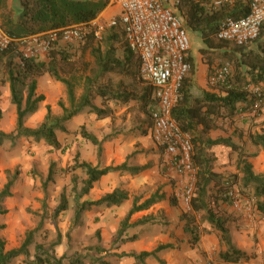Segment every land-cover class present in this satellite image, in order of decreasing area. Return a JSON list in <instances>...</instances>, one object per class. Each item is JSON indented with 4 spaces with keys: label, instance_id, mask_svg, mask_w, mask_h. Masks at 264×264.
Masks as SVG:
<instances>
[{
    "label": "trees",
    "instance_id": "16d2710c",
    "mask_svg": "<svg viewBox=\"0 0 264 264\" xmlns=\"http://www.w3.org/2000/svg\"><path fill=\"white\" fill-rule=\"evenodd\" d=\"M165 1L168 7L176 10L187 32L201 38L205 46L200 49L203 57L207 50H224L230 44L234 45L232 49L223 51L226 62L233 64L226 82L217 86L209 85L200 96H196L193 94L189 76L181 88V98L173 110V116L183 131L192 137L193 160L197 168L191 210L182 213L181 220L185 223L184 231L190 236L188 243L192 247L200 242L203 235L217 233L220 235L222 247L219 251L220 260L231 264L249 261L255 258L256 254L248 253L236 245L231 233L233 215L228 214L223 206L232 203L230 192L236 186L250 187L254 196L257 197L256 210L264 216V172L257 173L250 161L258 156L261 150L264 151V132H250L248 135L249 142L257 148L255 153H248L243 143H236L230 137L212 138L210 133L218 130L220 122L247 120V116L250 113L252 115L255 101L261 99L264 102V28L258 40L239 46L219 40L216 35L220 24L225 19L247 15L250 12L248 4L232 1L214 7L212 0H181L180 3L176 0ZM16 2L18 3L15 9L16 19H12L11 15L7 16L6 27H3L12 38L47 34L73 25L90 23L110 5V0H16ZM1 3L3 0H0ZM180 11L184 12L183 17L180 16ZM113 29L104 30L100 39H97L93 32L90 33L80 41L74 54L68 46L58 41L51 45V49L44 58L26 57L17 55L13 51L0 50V58H10L8 82L11 89V104L15 106L17 115L16 133L0 131V147L6 140L28 137L37 141L44 140L52 149H59L61 143L57 133L67 132L65 124L85 110L94 111L99 119L112 116V112L110 114L107 109L94 104L97 98L104 101L115 100L124 104L137 101L140 108L151 116L153 88L150 85L142 88L137 86L143 81L139 76V58L130 49L127 41L124 44L123 55L119 56L117 48L114 47L118 35ZM251 44H256V49H251ZM88 55L92 57V61L87 60ZM75 57L77 58L74 59ZM189 59L192 64V73H194L191 53ZM79 64H82V68ZM47 73L66 87V100L61 99L58 102L61 108L60 113L55 114L52 107L47 105L43 122L38 127L31 128L25 125L26 118L37 113L41 103L46 100L45 95L38 93V79ZM110 73H118L130 78L131 86L123 88V83L120 82L115 90L110 86V82L101 84L99 79ZM1 118L0 110V120ZM81 130V136L98 146L100 153L102 142L84 126ZM234 154H237V160L234 163L237 169L235 174L225 177L222 173L215 171L216 162L224 158L231 162ZM124 168L125 165L99 168L79 158L75 160L72 170L81 169L86 174L82 182L83 187L77 194L76 221H80L83 213L90 210L92 206L121 205L129 198L127 192L117 189L98 201L80 202L81 198L91 191L94 183L104 175L112 170ZM145 169L146 166L137 170L141 172ZM52 173L50 171L48 180L52 178ZM162 173L168 175L171 182L176 185V179L165 171L164 166ZM13 185L14 181L9 180L0 193V216L7 213L2 202L10 196ZM157 198H159L158 195H153L142 207H138L135 200L133 208L121 222L118 231L121 240H125L123 236L130 227L131 217L136 212L149 208ZM171 203L173 206L178 205L176 196L171 197ZM68 207L67 195L63 193L55 214L59 215ZM196 214H201V220L196 218ZM4 228L5 225L0 221V232ZM35 232L37 231H29L22 246L12 250L7 249L6 240L0 234V264H10L13 259L22 255L29 256V247L33 243ZM135 238L131 237L129 240ZM36 248V264H64V257L57 259L53 252L45 251L42 244L37 245ZM171 248H174V245H159L153 251H144L130 256L142 262L148 258H157L158 254ZM100 250L104 251V249ZM97 262L111 264L104 259H99ZM71 264L85 263L77 258L76 261L73 259Z\"/></svg>",
    "mask_w": 264,
    "mask_h": 264
},
{
    "label": "rangeland",
    "instance_id": "374dc122",
    "mask_svg": "<svg viewBox=\"0 0 264 264\" xmlns=\"http://www.w3.org/2000/svg\"><path fill=\"white\" fill-rule=\"evenodd\" d=\"M184 12L180 11L181 17H183ZM107 14L108 15L105 17L117 15V6L110 7ZM113 30H115L118 35L117 40L114 42V47L117 48L119 56H122L126 39L120 29ZM188 34L191 41L190 53L194 66V73L191 72L190 82L192 83L193 94L200 96L203 90H205L201 87H209V76L215 68L227 64L232 69L233 64L226 62V56L223 51L232 49L234 45L230 44L228 47L224 48V50H207L203 57L200 54V49L205 46L201 38L197 35ZM71 43L61 42L60 44L68 46L71 52H73L72 54H74L80 42ZM102 46L104 47V43H102ZM256 47V44H251L250 48L256 49ZM46 55H44V57ZM76 58L77 57L74 59ZM87 60L92 61L93 59L88 55ZM79 66L82 68V64H79ZM10 68V58H0V75L2 76L3 74L7 80ZM140 79H142L141 76ZM54 81L56 80L49 73L39 77L38 93L43 95H46V93L49 94L50 91L53 90L51 85ZM99 82L101 84L110 82V86L115 90L120 82L123 83V88L130 87L132 83L130 78L118 73H110L101 77ZM137 86L139 88L148 87V84L142 81V83H139ZM45 97L46 100L41 103L39 111L26 118V126L35 128L43 122L47 113L46 106L49 105L47 96ZM64 99L66 100V97ZM58 102L57 100L55 104H50L55 114L61 112ZM94 104L107 109L110 114L112 112V116L110 117H113L115 120L122 117H118L115 114L119 111L118 108L120 106L127 104L131 111L136 110L135 107H139L140 111L146 115V120L150 122L149 117L151 116L140 108V104L137 101H130L126 104H122L115 100L104 101L101 98H97ZM11 105L13 109L16 110L15 106L13 104ZM153 105L151 106L153 107ZM254 105L253 109L255 107ZM152 107H150V113ZM88 111L90 114L95 113L94 111ZM14 115L15 116H12V114L7 112L3 119L0 120V131L16 133V111ZM127 119L126 117L124 120L126 121ZM246 119L247 120L237 119V121L227 120L226 122H220L218 130L211 132L210 136L212 138L230 137L236 143H243L248 153H255L257 152V148L249 142L248 135L250 132H264V107L262 106L256 115H251L250 113ZM99 120L105 122L102 118ZM92 122H94L93 117L90 118V123ZM82 125L75 124L74 128L76 131L65 132L71 135V143H67L66 149H64V144L62 143L59 149H52L44 140L37 141L34 138L28 137H16L11 140H6L0 147V193L9 180L14 181V185L10 190V196L6 197L2 202L3 206L7 209V213L0 216L1 223L5 225V228L0 234L6 240L7 249L12 250L22 246L29 231H37L34 234L33 243L29 247V256H19L13 259L10 264H36V247L39 244L44 246L45 251L53 252V255L57 257V259L64 257V264H71V261L73 259L76 261L77 258L84 261L85 264H100L97 262L99 259H104L111 264H231L225 263L219 258V251L222 248L221 243H219V245L217 244V247H213L209 252L196 250V248L199 247V243L195 247L187 243V246L185 245L184 247L186 249L185 252L173 254L167 259H163L158 255L157 258H148L141 262L127 253L120 252L122 242L131 239V237H123L125 240H121V237L116 233L111 239H109V236L105 238L98 224H86L81 220L82 218L80 221H76L75 201L78 192L83 187L82 182L84 176L78 174L79 171H82L81 169L72 170L75 160L77 159L73 148L76 144H92V142L81 136ZM84 127L90 131L86 124H84ZM97 129L102 131L105 139L111 136L110 134L107 135L105 132L106 125H102ZM63 135V132H58V139ZM77 137L79 138L77 139ZM161 156L162 166H164V158L162 154ZM231 158V162H229L227 158H224L220 162H216L215 171L222 173L225 177L235 174L237 169L234 163L237 160V154H234ZM250 161L257 173L264 172V151L261 150L258 156L250 159ZM50 171L53 172L52 178L48 180ZM170 185L172 187L171 197L176 196L178 200V209L189 211L186 203L177 198L176 192L178 185L173 183H170ZM232 191H236L240 197L239 206L236 207L232 203L224 204L223 209L228 214L233 215V221L231 223L233 240L239 248L248 253L256 254L255 258L238 264H255L259 258H264V254L260 252V244L262 243V235L264 233V216L260 215L256 210L257 197L254 196L253 190L250 187L244 188L238 185L235 189L231 190V192ZM63 193L67 195L69 207L66 211L56 215L55 210L60 204ZM195 216L198 220H201V214H196ZM186 236L189 239L188 233H186ZM200 243H202V241H200ZM100 249H104V251ZM186 253H188V255Z\"/></svg>",
    "mask_w": 264,
    "mask_h": 264
},
{
    "label": "built area",
    "instance_id": "2783aa9c",
    "mask_svg": "<svg viewBox=\"0 0 264 264\" xmlns=\"http://www.w3.org/2000/svg\"><path fill=\"white\" fill-rule=\"evenodd\" d=\"M180 1L176 0L177 3ZM232 1L248 4L250 12L240 18L225 19L216 38L239 46L258 40L264 28V0H212V4L219 7ZM109 6H117L118 14L101 16L90 23L73 25L61 31L23 38L10 37L0 23V50L42 58L56 41L80 42L92 32L100 39L104 30L120 29L130 49L139 58L142 80L153 88V137L162 150L165 171L176 179L177 198L191 210L197 179L194 145L191 135L183 131L173 116L181 98V88L192 72L189 34L176 10L168 7L165 0H110ZM229 74L230 66L227 64L215 68L209 76V85L225 83ZM263 103L261 99L256 100L253 115ZM230 195L232 204L238 207V193L232 191Z\"/></svg>",
    "mask_w": 264,
    "mask_h": 264
},
{
    "label": "crops",
    "instance_id": "0c3cea01",
    "mask_svg": "<svg viewBox=\"0 0 264 264\" xmlns=\"http://www.w3.org/2000/svg\"><path fill=\"white\" fill-rule=\"evenodd\" d=\"M16 7H18L16 0H3V3L0 4V23L4 28L6 27L7 16L11 15L12 19H16ZM109 8L98 18L108 15ZM4 78L6 77L2 74L0 77L1 120L7 112L15 116L16 111L11 105L9 82L7 78ZM51 86L53 90L45 95L49 105L66 97L63 84L54 81ZM201 88L208 89L206 86ZM98 107L102 106L98 105ZM129 108L127 104L118 108L119 111L115 114L122 117L116 119L117 121L109 116L103 122V120H99L97 114H90L88 110H85L65 124L67 131L71 132L76 131L75 124H83L82 126L86 124L89 130L102 142L100 153L98 146L94 144H76L73 151L81 161H87L99 168L125 165L124 169L112 170L95 182L91 191L81 198L80 202L98 201L117 189L127 192L129 198L121 205L101 204L92 206L90 210L83 213L81 220L86 224H98L103 236L105 238L109 236L111 239L114 234L118 233L121 222L133 208L135 200L137 206L142 207L153 195H158L159 198L149 208L140 210L131 217L130 227L123 237L134 236L136 239L123 241L120 252L128 255L140 254L144 251H153L159 245L172 244L174 248L158 254L161 258L167 259L173 254L185 252L184 247L187 246L190 236L188 239L184 231L185 223L181 220L183 211L171 203L172 187L170 183L172 182L168 175L162 173V153L153 137L152 119L149 117L150 122H148L146 115L140 111L139 107H135L134 112ZM91 117L94 118L92 123H90ZM126 117L128 119L125 121ZM102 125H106V134L111 135L108 139H105L102 131L97 129ZM63 133L64 135L60 137L59 141L64 144V149H66V145L71 143V135ZM145 166V170L138 172V168ZM78 174L86 178L83 171H79ZM77 204L76 198V207ZM200 241L202 243L199 242V247L196 250L209 252L213 247H217V244L219 245L220 235L217 233L205 234ZM260 252L264 254V233ZM186 254L188 255V253ZM259 262L264 264V258H259L255 264H259Z\"/></svg>",
    "mask_w": 264,
    "mask_h": 264
}]
</instances>
